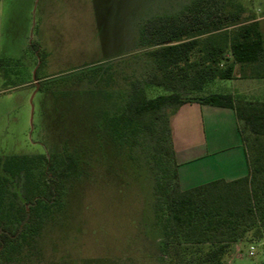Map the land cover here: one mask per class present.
<instances>
[{
	"label": "rangeland",
	"instance_id": "1",
	"mask_svg": "<svg viewBox=\"0 0 264 264\" xmlns=\"http://www.w3.org/2000/svg\"><path fill=\"white\" fill-rule=\"evenodd\" d=\"M24 1L25 11L7 17L3 32V47L15 45L18 60H0V156L68 151L79 170L64 180L63 208L47 214L40 234L8 264H167L144 156L136 148L133 163L104 117L151 70L139 45L143 23L177 14L191 0ZM238 1L264 18V0ZM145 86L151 98L170 94ZM255 86L218 80L205 94L236 91L257 101ZM263 262L264 240L237 246L227 264Z\"/></svg>",
	"mask_w": 264,
	"mask_h": 264
},
{
	"label": "trees",
	"instance_id": "2",
	"mask_svg": "<svg viewBox=\"0 0 264 264\" xmlns=\"http://www.w3.org/2000/svg\"><path fill=\"white\" fill-rule=\"evenodd\" d=\"M139 45L151 70L144 81H131L124 102L104 117L108 135L133 163L136 148L144 156L155 225L162 230L161 258L167 264H227L237 246L264 240V102L205 94V88L218 80L264 79L260 23L238 0H191L177 14L146 20ZM146 84L170 94L151 98ZM193 103L235 112L246 177L182 190L171 122ZM78 170V158L68 151L0 156V264L40 234L50 211L63 208L64 180Z\"/></svg>",
	"mask_w": 264,
	"mask_h": 264
},
{
	"label": "crops",
	"instance_id": "3",
	"mask_svg": "<svg viewBox=\"0 0 264 264\" xmlns=\"http://www.w3.org/2000/svg\"><path fill=\"white\" fill-rule=\"evenodd\" d=\"M24 0H0V60H18L12 53L17 47H3V32L7 17L25 11ZM263 32L264 18L257 17ZM264 33V32H263ZM5 50H4V49ZM5 51V52H4ZM239 72V74H238ZM235 75L239 77V67ZM248 76V74H247ZM234 82L253 81L257 101L264 102V79L237 78ZM249 91V90H248ZM250 93V92H248ZM228 94L238 98V92ZM172 137L183 191L214 181H235L248 175V163L235 112L229 108L200 105L182 106L171 122Z\"/></svg>",
	"mask_w": 264,
	"mask_h": 264
},
{
	"label": "built area",
	"instance_id": "4",
	"mask_svg": "<svg viewBox=\"0 0 264 264\" xmlns=\"http://www.w3.org/2000/svg\"><path fill=\"white\" fill-rule=\"evenodd\" d=\"M252 254V253H251Z\"/></svg>",
	"mask_w": 264,
	"mask_h": 264
}]
</instances>
